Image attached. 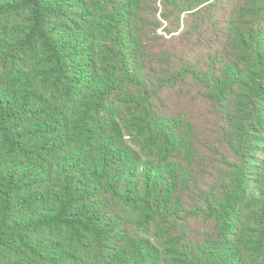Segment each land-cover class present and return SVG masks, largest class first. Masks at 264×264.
<instances>
[{
    "label": "trees",
    "instance_id": "trees-1",
    "mask_svg": "<svg viewBox=\"0 0 264 264\" xmlns=\"http://www.w3.org/2000/svg\"><path fill=\"white\" fill-rule=\"evenodd\" d=\"M0 264H264V0H0Z\"/></svg>",
    "mask_w": 264,
    "mask_h": 264
}]
</instances>
